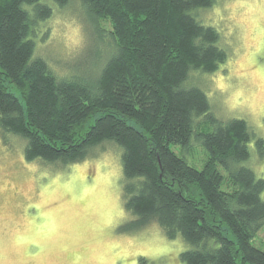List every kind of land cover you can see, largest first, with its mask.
Wrapping results in <instances>:
<instances>
[{
  "label": "trees",
  "instance_id": "1",
  "mask_svg": "<svg viewBox=\"0 0 264 264\" xmlns=\"http://www.w3.org/2000/svg\"><path fill=\"white\" fill-rule=\"evenodd\" d=\"M79 1L99 64L59 76L33 57L48 3L0 0L1 138L22 137L27 161L62 166L115 142L132 215L120 232L157 224L187 244L182 264H264V250L251 243L264 229V180L243 164L253 133L242 119L214 116L191 80L227 58L219 32L198 17L214 0ZM254 144L264 156V139ZM196 147L205 153L201 169L184 156Z\"/></svg>",
  "mask_w": 264,
  "mask_h": 264
},
{
  "label": "rangeland",
  "instance_id": "2",
  "mask_svg": "<svg viewBox=\"0 0 264 264\" xmlns=\"http://www.w3.org/2000/svg\"><path fill=\"white\" fill-rule=\"evenodd\" d=\"M41 1L52 15L35 25L33 57L59 76L98 65L80 1L62 7ZM198 17L219 32L227 58L216 71L195 72L191 80L205 92L214 116L246 122L253 136L243 164L264 180V156L254 144V137L264 139V0H214ZM24 145L16 134L0 136V264H182L179 254L187 244L168 239L157 224L135 233L118 230L132 218L123 207L118 144L104 141L66 166L27 161ZM172 149L180 155L178 145ZM196 150L200 155L184 156L201 169L205 153ZM251 243L264 250V229Z\"/></svg>",
  "mask_w": 264,
  "mask_h": 264
}]
</instances>
